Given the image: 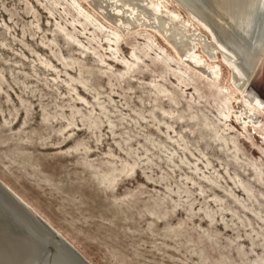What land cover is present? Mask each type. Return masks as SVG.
I'll list each match as a JSON object with an SVG mask.
<instances>
[{"label":"rangeland","instance_id":"obj_1","mask_svg":"<svg viewBox=\"0 0 264 264\" xmlns=\"http://www.w3.org/2000/svg\"><path fill=\"white\" fill-rule=\"evenodd\" d=\"M84 1L0 0V179L92 264H264V110Z\"/></svg>","mask_w":264,"mask_h":264},{"label":"bare ground","instance_id":"obj_2","mask_svg":"<svg viewBox=\"0 0 264 264\" xmlns=\"http://www.w3.org/2000/svg\"><path fill=\"white\" fill-rule=\"evenodd\" d=\"M154 1L87 0L83 6L97 18L99 14L103 18V21L100 20L102 24L115 33L118 28L127 34L138 27L149 28L160 34L161 37L149 30L166 44L164 46L178 60L185 62L188 69L193 70V67L186 62L189 63L190 56L198 50L209 64L216 60L229 72L231 86L244 101L240 103V110L234 113L235 120L241 127L256 129L261 121L255 109L264 110V0H168L182 17L183 13L185 19L206 35L191 27L184 19H176L165 10L156 11ZM121 38L126 39L125 36ZM201 72L211 77L206 68ZM0 188L8 194L3 208L8 212L9 230L36 241L41 248L46 249L37 255L40 262L43 256H47L54 264H92L1 179ZM22 208L44 229L46 237L36 230L22 228L23 224H30L28 219L21 216ZM16 209L20 214L15 212ZM33 234L40 238L39 241L35 240Z\"/></svg>","mask_w":264,"mask_h":264},{"label":"water","instance_id":"obj_3","mask_svg":"<svg viewBox=\"0 0 264 264\" xmlns=\"http://www.w3.org/2000/svg\"><path fill=\"white\" fill-rule=\"evenodd\" d=\"M86 5V4H85ZM87 11H90V9L87 8ZM93 15V14H92ZM99 18L96 19L101 22L103 21L102 17L97 14ZM182 15L185 17V15L182 13ZM94 16V15H93ZM101 20V21H100ZM102 23V22H101ZM106 23V22H105ZM112 26V25H111ZM113 27V26H112ZM115 28V27H113ZM113 31V30H112ZM116 37L121 38L125 36V38L129 37L132 35V32L129 33H123L120 30L117 29ZM140 32L142 34V31H149L145 29H138L136 32ZM166 45V44H164ZM166 47V46H165ZM167 52L168 54L166 55V58L169 60L174 61L176 64L179 66H187L185 62L178 60L176 55H174L167 47ZM198 52H200L198 50ZM185 73H188V71H193L191 69H186L185 68ZM190 73V72H189ZM208 83V82H207ZM215 81L209 83L210 85H213ZM255 109V108H253ZM257 111V108L255 109ZM2 197L0 198V264H54L51 262L47 256H43L42 259L43 261L40 262V260L37 259L38 254H42L46 249L41 248V246L34 240H31L25 236H19L17 234H13L9 230V222L7 220V210H5L4 207V202H7L6 197H8V194L3 192L0 188ZM4 196V200L3 199ZM12 206V205H11ZM22 213L25 219H28L30 224L29 226L25 223L22 225L23 229H27L29 231H34L36 230L41 236L46 237V233L43 228H41L37 222L34 220V218L27 214L26 211L22 208ZM15 212L19 213V210L16 209ZM20 214V213H19ZM9 218V217H8ZM31 226V227H30ZM35 226V227H33ZM33 228V229H32ZM35 240L39 241V237L36 234H33ZM18 260V261H17Z\"/></svg>","mask_w":264,"mask_h":264}]
</instances>
